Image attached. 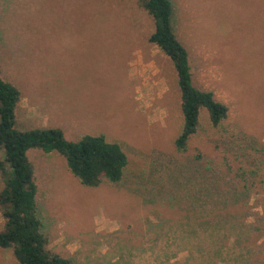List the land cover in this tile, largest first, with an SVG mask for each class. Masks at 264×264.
<instances>
[{
  "label": "rangeland",
  "instance_id": "rangeland-1",
  "mask_svg": "<svg viewBox=\"0 0 264 264\" xmlns=\"http://www.w3.org/2000/svg\"><path fill=\"white\" fill-rule=\"evenodd\" d=\"M170 1L193 85L228 107L218 127L201 110L185 153L176 72L138 0H0L16 128L103 135L128 158L120 183L85 187L28 152L48 249L72 264H264V0Z\"/></svg>",
  "mask_w": 264,
  "mask_h": 264
},
{
  "label": "trees",
  "instance_id": "trees-1",
  "mask_svg": "<svg viewBox=\"0 0 264 264\" xmlns=\"http://www.w3.org/2000/svg\"><path fill=\"white\" fill-rule=\"evenodd\" d=\"M154 21L148 42L157 47L173 64L180 92L182 127L174 140L177 152L185 153L197 132L201 110L210 124L218 127L228 117V107L210 91L193 85L188 52L173 28L174 8L170 0H138ZM21 93L1 76L0 69V249L9 251L15 264H72L48 249L37 214V185L28 152L61 156L68 172L85 187L106 181L118 184L128 165L125 152L103 135L85 134L67 140L59 128H16L15 111Z\"/></svg>",
  "mask_w": 264,
  "mask_h": 264
}]
</instances>
